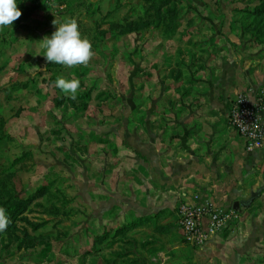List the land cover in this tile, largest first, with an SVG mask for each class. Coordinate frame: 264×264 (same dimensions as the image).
I'll use <instances>...</instances> for the list:
<instances>
[{
    "label": "rangeland",
    "instance_id": "rangeland-1",
    "mask_svg": "<svg viewBox=\"0 0 264 264\" xmlns=\"http://www.w3.org/2000/svg\"><path fill=\"white\" fill-rule=\"evenodd\" d=\"M16 2L21 17L0 29V207L10 220L0 264H264L263 244L237 251L247 224L236 225L232 206L212 231L203 219L206 233L184 227L182 203L118 229L144 211L136 204L150 186L134 151L101 128L123 117L133 127L140 110L156 111L159 85L162 106L168 86L196 94L220 76L226 52L249 51L260 66L264 0ZM54 18L77 21L94 52L88 65L43 57L39 41ZM57 76L80 80L75 100L55 87ZM258 99L262 110L260 86Z\"/></svg>",
    "mask_w": 264,
    "mask_h": 264
},
{
    "label": "crops",
    "instance_id": "crops-1",
    "mask_svg": "<svg viewBox=\"0 0 264 264\" xmlns=\"http://www.w3.org/2000/svg\"><path fill=\"white\" fill-rule=\"evenodd\" d=\"M226 53L230 60L220 61L225 64L220 76L209 86L200 83L197 95L180 91L174 96L178 88L168 86L162 106L159 85L151 100L156 111L152 108L147 114L140 110L133 127L123 117L109 124L118 127L106 128L108 124L103 123L101 128L118 136L144 164L145 176L141 173L139 178H146L144 183L150 188L145 194L150 199L144 205L136 204L144 210L136 217L158 215L181 203L212 202L225 210L233 200H240L243 204L236 210L240 219L236 225L245 217L247 230L246 241L238 242L237 251H243L264 245V145L247 150L243 137L230 130L226 118L238 92L245 91L251 99L256 87L264 90V57L259 66L248 60L254 57L249 51ZM137 107L141 106L136 103Z\"/></svg>",
    "mask_w": 264,
    "mask_h": 264
},
{
    "label": "clouds",
    "instance_id": "clouds-1",
    "mask_svg": "<svg viewBox=\"0 0 264 264\" xmlns=\"http://www.w3.org/2000/svg\"><path fill=\"white\" fill-rule=\"evenodd\" d=\"M21 15L16 0H0V29L12 27ZM51 23L56 26L55 31L50 37L46 35L39 41V47L43 50L46 61L69 68L88 65L94 52L89 39L81 36L77 21L73 18H64L61 22L54 18ZM55 87L70 99L75 100L80 89V80L57 76ZM9 222L6 210L0 207V231L5 230Z\"/></svg>",
    "mask_w": 264,
    "mask_h": 264
},
{
    "label": "built area",
    "instance_id": "built-area-1",
    "mask_svg": "<svg viewBox=\"0 0 264 264\" xmlns=\"http://www.w3.org/2000/svg\"><path fill=\"white\" fill-rule=\"evenodd\" d=\"M259 100L252 101L246 92L240 91L233 98L227 112L230 130L243 137L247 150L264 145V115ZM180 211L181 221L186 229L192 233H206L202 229L204 218H207V227L212 231L230 216L232 210L224 211L215 207L212 202H204L197 205H183Z\"/></svg>",
    "mask_w": 264,
    "mask_h": 264
},
{
    "label": "trees",
    "instance_id": "trees-1",
    "mask_svg": "<svg viewBox=\"0 0 264 264\" xmlns=\"http://www.w3.org/2000/svg\"><path fill=\"white\" fill-rule=\"evenodd\" d=\"M150 216H152V215H141V216H138V217L135 218L136 221L132 222V220H131L129 223L126 222L125 224H123L122 226L117 227V228L118 229H123L124 227H132V226H135L137 224H140V223L144 222V220L146 218H149Z\"/></svg>",
    "mask_w": 264,
    "mask_h": 264
},
{
    "label": "water",
    "instance_id": "water-1",
    "mask_svg": "<svg viewBox=\"0 0 264 264\" xmlns=\"http://www.w3.org/2000/svg\"><path fill=\"white\" fill-rule=\"evenodd\" d=\"M241 204H243V202H241L240 200H236L235 199V200L232 201L231 206H232L233 209L239 210Z\"/></svg>",
    "mask_w": 264,
    "mask_h": 264
}]
</instances>
